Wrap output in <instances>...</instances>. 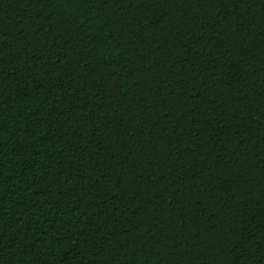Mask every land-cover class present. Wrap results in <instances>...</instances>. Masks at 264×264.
I'll return each mask as SVG.
<instances>
[{
    "label": "trees",
    "instance_id": "trees-1",
    "mask_svg": "<svg viewBox=\"0 0 264 264\" xmlns=\"http://www.w3.org/2000/svg\"><path fill=\"white\" fill-rule=\"evenodd\" d=\"M0 264H264V0H0Z\"/></svg>",
    "mask_w": 264,
    "mask_h": 264
}]
</instances>
